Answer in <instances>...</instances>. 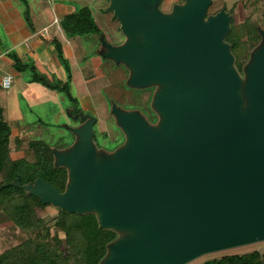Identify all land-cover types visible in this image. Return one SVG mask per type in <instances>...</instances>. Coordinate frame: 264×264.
Segmentation results:
<instances>
[{
  "label": "water",
  "instance_id": "water-1",
  "mask_svg": "<svg viewBox=\"0 0 264 264\" xmlns=\"http://www.w3.org/2000/svg\"><path fill=\"white\" fill-rule=\"evenodd\" d=\"M154 2L109 0L127 41L105 54L130 67L131 83L162 85L158 130L116 111L128 145L96 164L90 118L75 131V150L57 156L72 180L65 190L40 178L25 187L67 212L93 209L101 227L134 230L103 264H184L264 240V42L248 65L241 110L240 79L220 40L227 14L204 19L209 0H185L168 17L144 7Z\"/></svg>",
  "mask_w": 264,
  "mask_h": 264
},
{
  "label": "rangeland",
  "instance_id": "rangeland-1",
  "mask_svg": "<svg viewBox=\"0 0 264 264\" xmlns=\"http://www.w3.org/2000/svg\"><path fill=\"white\" fill-rule=\"evenodd\" d=\"M25 2L28 6L27 15ZM184 3L185 0H155L153 4L144 7L155 9L163 16L171 17L173 7ZM108 5L109 0H0V77L6 72L14 74L11 86L8 89L0 88V107L1 118L10 129L8 140L10 151L15 152L11 154L13 158L22 155L21 151H13L14 138H22L25 141V137L44 141L57 155L69 153L78 143L75 131L82 127V117L85 123L91 121L90 118L95 119L91 126L90 145L92 159L96 164L100 162L99 157L111 160L121 148L128 145L127 135L120 125L116 111L133 113L146 126L158 130L156 125L158 126L161 114L153 106L155 96L162 85L154 81L131 83L130 67L123 61L105 54L106 46L116 48L127 41L119 31V24L113 17L112 11L108 9ZM81 7H88L93 21L98 26L97 32L69 37L61 32L59 37V25H57L59 16L75 12ZM218 10L224 11L231 18L232 31L235 34L240 33V37L239 34L236 37L234 34V40L239 37L241 40L249 41L245 42L246 47L242 43L241 46L245 48L234 49L237 59L240 62L244 61L248 43L254 44L252 56L259 52L264 42V0H209L205 13L214 15ZM54 19L57 20L56 23H53ZM27 21L33 25L35 32L25 37L29 33ZM242 30L245 34L247 31V37L241 35L244 34ZM23 37L25 39L22 41ZM52 38L59 39L62 55L69 68L70 78L67 86L71 98L59 88L50 90L39 82L31 80L29 70L16 72L4 60L2 47L8 50L14 49L16 46L14 41L21 40L22 43H26L28 39L48 45L43 49L42 55L32 56L29 53L28 55L34 63L37 74L46 76L52 86L61 87L67 78L52 44L47 43ZM51 57L56 60L54 62L58 64L60 73L51 66L52 64L46 65L44 59L49 60ZM39 61L41 65H37ZM249 64V66L253 64V58ZM236 67L234 65L233 70L240 78L241 69L246 67L245 63L241 64L240 69ZM244 76L247 77V72ZM239 91L240 88L238 89L240 108L244 110L247 104L244 103ZM76 111L81 114L78 116ZM160 131L165 135L162 130ZM71 182L70 179L69 184ZM55 214L56 208L52 204L38 210V215L45 219L46 224H49L48 227H52L50 219ZM56 232L60 244L63 245L62 232L60 230ZM134 235V230L124 232L123 238ZM25 236L26 234L20 232L17 226L0 213V252L4 248L18 244ZM263 247L264 240L242 244L201 254L184 264H198L222 255Z\"/></svg>",
  "mask_w": 264,
  "mask_h": 264
},
{
  "label": "trees",
  "instance_id": "trees-1",
  "mask_svg": "<svg viewBox=\"0 0 264 264\" xmlns=\"http://www.w3.org/2000/svg\"><path fill=\"white\" fill-rule=\"evenodd\" d=\"M24 4L27 15L28 6L26 2ZM208 16L210 15L205 13L204 19ZM231 23L232 20L229 18L227 32L220 40L228 47V52L232 58L230 63L232 69L234 65L240 69L241 64L245 63L246 67L241 69L242 73L239 78V94L244 103L247 104L244 91L247 77L244 74L247 72L249 62L252 59L251 51L254 44L252 42V44H247L248 49L245 50L244 61L241 60L240 62L234 49L240 50V48L246 47L245 42L249 41L239 39L240 33L235 34L232 31ZM58 24L62 32L68 37L76 34H91L98 30L88 7H81L75 12L63 14ZM27 25L31 28L28 21ZM31 30L33 31V28ZM242 31L244 34L241 35L247 37V31L246 34L244 30ZM234 34L235 37L239 34L236 41ZM47 43L52 44L55 55L66 74L67 80L61 87L52 86L46 76L37 74L31 59L21 60L14 49L8 50L2 47L1 50L9 59V65L16 72L29 70L31 80L39 82L50 90H58L59 88L71 98L67 86L70 72L62 55L60 42L56 38H52ZM242 43L244 46H241ZM153 108L155 109L154 106ZM76 114L79 116L81 113L76 111ZM85 118L88 117L85 116ZM81 119V125H83L85 123L84 117ZM9 131V126L1 118L0 107V213L5 219L17 226L20 232L26 234L25 238L18 244L4 248L0 252V264H103L111 257V247L122 240L124 232L127 231L101 227L99 215L93 209L81 213H71L55 205L53 207L56 208V214L50 219L52 227H48L49 224H46L45 219L38 215V210H42L51 203L42 202L38 196L31 194L25 187L32 186L35 179L40 178L59 192H63L70 180L68 167L58 160V155L47 143L29 137H25V141L22 138H14L13 151H21L22 155L12 158L8 140ZM58 230L63 234V245L60 244L61 241L56 232ZM198 264H264V247L242 253L222 255Z\"/></svg>",
  "mask_w": 264,
  "mask_h": 264
},
{
  "label": "crops",
  "instance_id": "crops-1",
  "mask_svg": "<svg viewBox=\"0 0 264 264\" xmlns=\"http://www.w3.org/2000/svg\"><path fill=\"white\" fill-rule=\"evenodd\" d=\"M63 15V14H62ZM61 15V16H62ZM61 16H59V19H60V17ZM59 19H58V21H59ZM59 25V24H58ZM33 25H31V28H33L32 27ZM31 28L30 27H28L27 26V29H28V31H29V33H28V35H26L25 37H27V36H29V34H32V33H34L35 31H32L31 30ZM62 32V30L60 29V26H59V37H60V33ZM63 33V32H62ZM64 34V33H63ZM25 37H23L21 40L23 41L24 39H25ZM21 40H19V41H14V43H15V48L14 49H16L15 51H16V53H17V55L20 57V59L21 60H25L26 58H29V59H31L30 57H29V55H28V53L29 54H31L32 56H39V55H42V53L44 52V48L45 47H48V45L47 46H45V45H43L42 43L41 44H39V43H36L37 41H32V40H30V41H28V39H27V42L26 43H22L21 42ZM59 40V39H58ZM60 42V41H59ZM13 43V44H14ZM16 43H18V44H16ZM21 48V49H17V48ZM50 48V47H49ZM28 50H29V52H28ZM34 50H36V51H34ZM20 51V52H19ZM22 51V52H21ZM50 51H52L51 49H50ZM30 52H32V53H30ZM38 52V53H37ZM55 53V52H54ZM54 56V55H53ZM4 60H5V63L6 64H9V59H7L6 57H4ZM3 60V61H4ZM46 62V65H48V63L49 64H52L51 66L57 71V72H59L60 71V68H58V64L56 65V63L54 62V61H56L53 57H51V58H49V60L47 59V58H45L44 59ZM44 63V62H43ZM44 63V64H45ZM37 65H41V61H39L38 62V64ZM12 73V72H11ZM14 73V72H13ZM60 73V72H59ZM3 74V73H2ZM1 74V75H2ZM14 75V74H13ZM11 154H15V152H10V156H11ZM12 157V156H11ZM13 158V157H12Z\"/></svg>",
  "mask_w": 264,
  "mask_h": 264
},
{
  "label": "built area",
  "instance_id": "built-area-1",
  "mask_svg": "<svg viewBox=\"0 0 264 264\" xmlns=\"http://www.w3.org/2000/svg\"><path fill=\"white\" fill-rule=\"evenodd\" d=\"M56 22H57V20L54 19L53 23H56ZM57 25H58V22H57ZM58 29H59V27H58ZM44 30L46 31L45 28H44ZM12 80H13V74L11 72L3 73L0 77L1 88L2 89H8L11 86Z\"/></svg>",
  "mask_w": 264,
  "mask_h": 264
},
{
  "label": "flooded vegetation",
  "instance_id": "flooded-vegetation-1",
  "mask_svg": "<svg viewBox=\"0 0 264 264\" xmlns=\"http://www.w3.org/2000/svg\"><path fill=\"white\" fill-rule=\"evenodd\" d=\"M114 17V16H113ZM115 18V17H114ZM117 21V20H116ZM119 29V28H118ZM120 31V30H119ZM125 37V36H124Z\"/></svg>",
  "mask_w": 264,
  "mask_h": 264
}]
</instances>
